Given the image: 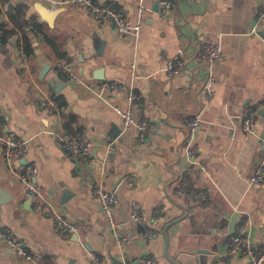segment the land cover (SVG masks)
Wrapping results in <instances>:
<instances>
[{"label":"crops","instance_id":"0c3cea01","mask_svg":"<svg viewBox=\"0 0 264 264\" xmlns=\"http://www.w3.org/2000/svg\"><path fill=\"white\" fill-rule=\"evenodd\" d=\"M96 1L113 2L131 23L141 22L139 35L121 34L84 7L53 9L49 22L37 0H0V25L18 6L42 25L40 32L30 24L34 52L26 65L17 58L19 36H0V131L28 141V153L14 155L11 166L0 149V224L36 258L27 262L0 243V264H93L92 254L103 264H123V254L127 260L152 256L154 264H249L243 251L230 253L229 243L243 235L264 251V181H250L264 149V22L262 33H253L264 0H175L170 10L155 9L162 0H146L142 17L140 0ZM207 40L223 48L212 95L205 91L208 64L198 58ZM175 56L184 67L169 75L166 66ZM64 58L80 83L59 67ZM106 81L118 85L105 88ZM131 87L140 95L134 116L150 125L143 143L135 126L123 132ZM47 98L64 109L43 106ZM246 107L259 108L255 133L242 128ZM63 131L88 137L92 158L67 153L55 134ZM29 163L38 169V189L76 232L59 234L51 209L28 195L21 175ZM96 185L118 193L121 232L133 238L124 248L112 235ZM134 201L142 223L131 219ZM148 230L153 235L146 238Z\"/></svg>","mask_w":264,"mask_h":264},{"label":"built area","instance_id":"2783aa9c","mask_svg":"<svg viewBox=\"0 0 264 264\" xmlns=\"http://www.w3.org/2000/svg\"><path fill=\"white\" fill-rule=\"evenodd\" d=\"M51 9H60L68 6H80L87 9L89 14L97 21H111L116 25L118 31L123 35H139L141 30V22L136 24L131 23L125 16L123 9L118 7L115 3H101L96 0H40ZM175 0H162L160 5L164 10H170L174 6ZM140 16H143V11L146 8V0H140ZM264 22V1L259 4L256 16L255 26L253 33L260 35V30ZM2 32H0L1 34ZM223 56L222 45L214 40L205 41L199 49L198 58L208 64L205 72V91L212 95L214 93V85L216 83V77L214 74V67ZM17 58L21 65H26L29 55L22 48L17 49ZM59 67L65 72L67 78L73 83H80L81 77L75 71L74 64L67 58L61 60ZM184 67V61L181 57L175 56L170 60L166 66V71L169 75L180 72ZM117 81H106L103 83V87H116ZM129 108L123 112V132L128 131L133 126L137 128V137L139 142H145L149 133V121L142 120L137 121L133 113V105L140 102V95L137 93L134 87L130 88L129 93ZM43 106L51 107L55 111L64 109L62 103L57 98H47L42 101ZM261 121L259 114V108L246 107L243 113L242 128L247 133H255L257 126ZM199 123V119L195 118L190 121V126L193 131L196 130ZM58 137V141L61 143L62 148L69 154L89 160L93 154L92 141L83 134H73L69 131L55 133ZM264 140V139H263ZM192 141V139H191ZM191 141L188 143L189 153L192 157H195V149L193 148ZM27 140H21L15 137L13 133H6L0 131V149L7 157L9 166L12 165V159L14 155L25 156L28 153ZM115 141L108 143V149H113ZM38 169L35 164L29 163L21 177L27 184L28 195L35 198L37 206L47 205L55 219V229L61 235H68L77 231V226L66 219L56 208L54 203L44 197L42 192L35 184L34 177L36 176ZM125 181L131 182V177H125ZM252 183H259L264 181V149L262 157L255 171L250 177ZM95 193L98 197L100 206L107 216L108 222L111 227L112 235L116 243L124 248L126 245L132 242L133 238L128 235H124L121 232L122 224L118 221L115 208L119 202L118 193L116 190H109L102 185L95 186ZM201 198L206 199L207 195L201 193ZM132 221L136 223L143 222V216L141 212L140 204L137 202L132 203ZM144 237H150L153 235V231L148 230L144 232ZM0 243L6 245L18 258L27 262L36 263L35 255L27 248L26 242L21 239L11 228L0 224ZM230 253H236L237 251H243L249 258V264H264V251H256L253 249L247 238L243 235H234L229 243ZM123 264H154L155 259L152 256H141L136 259L127 260L125 254H123ZM93 264H103L101 259L92 254Z\"/></svg>","mask_w":264,"mask_h":264},{"label":"trees","instance_id":"16d2710c","mask_svg":"<svg viewBox=\"0 0 264 264\" xmlns=\"http://www.w3.org/2000/svg\"><path fill=\"white\" fill-rule=\"evenodd\" d=\"M42 32V25L35 18L26 17V9L24 6H18L10 13V22L8 24L0 25L1 38L7 40L12 36H19V46L22 47L28 55L34 52V43L31 41V33L34 32L30 28V24ZM70 127V121L69 125Z\"/></svg>","mask_w":264,"mask_h":264},{"label":"water","instance_id":"95a60500","mask_svg":"<svg viewBox=\"0 0 264 264\" xmlns=\"http://www.w3.org/2000/svg\"><path fill=\"white\" fill-rule=\"evenodd\" d=\"M38 1V11L39 13L43 16L44 19H46L47 21H51V17L52 15H54L55 13H57V10H53L51 9L49 6H47L46 4H44L42 1L40 0H37ZM159 1L155 4V9L158 10L159 9ZM262 33V32H260ZM262 35H264V33H262ZM47 71V70H46ZM45 71V72H46ZM260 114L262 116H264V107L261 109L260 111ZM239 217V213L236 212L233 217H232V220H231V225H230V232H234V229H235V225H236V220L237 218ZM144 229V226L143 225H140L139 226V230H143Z\"/></svg>","mask_w":264,"mask_h":264}]
</instances>
